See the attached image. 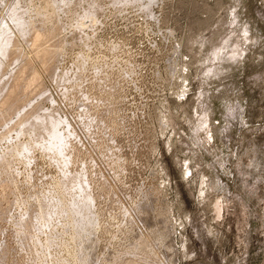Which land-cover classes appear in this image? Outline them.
I'll return each mask as SVG.
<instances>
[{"label": "rangeland", "instance_id": "374dc122", "mask_svg": "<svg viewBox=\"0 0 264 264\" xmlns=\"http://www.w3.org/2000/svg\"><path fill=\"white\" fill-rule=\"evenodd\" d=\"M28 59L0 264H264V0H0V103Z\"/></svg>", "mask_w": 264, "mask_h": 264}, {"label": "bare ground", "instance_id": "6f19581e", "mask_svg": "<svg viewBox=\"0 0 264 264\" xmlns=\"http://www.w3.org/2000/svg\"><path fill=\"white\" fill-rule=\"evenodd\" d=\"M54 10H53V12H54ZM54 14H57V13H54ZM54 20H55V18H54ZM57 27H56V30H59V29H57ZM54 35H55V31H54L53 28L52 29L51 28L48 29V31H40V30L36 29V30H33L32 35H31V37H32V45H33V47L35 49V53H34L35 54L34 57L36 56L35 60L37 61V58H38V60H40L41 63L46 67L45 69H48V70H49V68L52 65V61H54V59L56 58V53H54V52H56V50H58V46L55 47V50H54V48H45L43 45L49 40L48 38H50V37H52ZM44 40H45V42H44ZM51 58H52V61H50ZM25 64H26V67H24V66L22 67L19 76L17 78H15L13 84H11L12 85L11 88L7 91L5 96H3V99H2V101L0 103V113L3 110L2 116L4 118L6 116H9V114L11 112H13V111H15L17 109L15 104H17V106H18V105H21V103H23L22 101H23V97L24 96L26 98H28V96L30 94H32L34 91H39L38 89H43L45 87L44 82L42 80V75L40 74L39 69L34 66L33 62L30 59H28ZM28 66L30 67V70L34 71V72L30 71L31 73H30V75H28L29 77L27 79H25V80L23 78L21 79L22 75H23L22 77L26 76V75H24V73H25L26 69H28ZM42 69H41V71H42ZM22 80H24L25 82L23 81L24 82L23 83ZM31 86H36V87H34V89H30ZM22 92H24L23 93L24 96L20 95ZM26 98H25V100H26ZM32 114H33V110L28 111V112H24V114L19 115L20 117H19V121L18 122L19 123L23 122L25 119L30 118L31 117L30 115H32ZM7 118H9V117H7ZM36 119L40 120L39 117H36ZM16 124H17V121H16ZM5 186H7V185H5Z\"/></svg>", "mask_w": 264, "mask_h": 264}]
</instances>
